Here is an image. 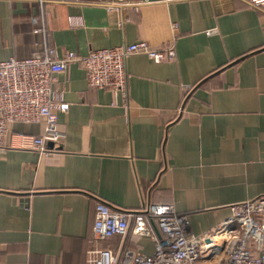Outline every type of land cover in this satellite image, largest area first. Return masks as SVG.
Segmentation results:
<instances>
[{
	"label": "crops",
	"instance_id": "obj_1",
	"mask_svg": "<svg viewBox=\"0 0 264 264\" xmlns=\"http://www.w3.org/2000/svg\"><path fill=\"white\" fill-rule=\"evenodd\" d=\"M146 42L125 58L122 93L92 89L73 64L53 90L63 137L21 147L38 124H13L0 152V264H87L95 248L151 255L149 238L94 242L97 201L170 205L201 235L230 206L264 196V5L247 0H0V61L44 45L59 56ZM151 223V222H150Z\"/></svg>",
	"mask_w": 264,
	"mask_h": 264
},
{
	"label": "built area",
	"instance_id": "obj_2",
	"mask_svg": "<svg viewBox=\"0 0 264 264\" xmlns=\"http://www.w3.org/2000/svg\"><path fill=\"white\" fill-rule=\"evenodd\" d=\"M108 5L127 0H104ZM161 3L185 0H138ZM260 9L264 0H247ZM132 54H145L155 62L174 57L171 47L154 50L146 42L110 49L90 50L84 56L66 51L59 56L44 45L25 59L0 61V152L13 124H38L37 136H21V147L40 154L57 145L62 133L57 129V114L67 105L58 102L53 84L59 73L79 64L92 89L122 93L126 86L124 60ZM151 222V223H150ZM128 234L149 238L154 250L144 255L130 250L89 251L87 264H264V196L230 206V215L215 229L193 235L186 217L170 205H148L138 210L116 209L97 201L94 209V242L112 237L125 239Z\"/></svg>",
	"mask_w": 264,
	"mask_h": 264
}]
</instances>
